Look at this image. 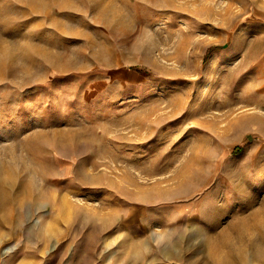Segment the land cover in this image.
<instances>
[{
    "label": "rangeland",
    "instance_id": "1",
    "mask_svg": "<svg viewBox=\"0 0 264 264\" xmlns=\"http://www.w3.org/2000/svg\"><path fill=\"white\" fill-rule=\"evenodd\" d=\"M0 264H264V0H0Z\"/></svg>",
    "mask_w": 264,
    "mask_h": 264
}]
</instances>
